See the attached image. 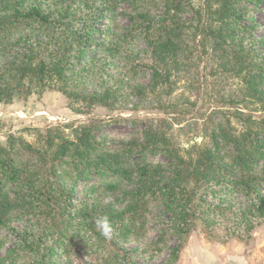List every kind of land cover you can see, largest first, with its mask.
Wrapping results in <instances>:
<instances>
[{"label":"trees","instance_id":"16d2710c","mask_svg":"<svg viewBox=\"0 0 264 264\" xmlns=\"http://www.w3.org/2000/svg\"><path fill=\"white\" fill-rule=\"evenodd\" d=\"M121 1L0 0V103L55 90L80 113L94 106L110 108L116 90L108 84L88 90L84 78L101 75L108 60L116 58L122 61V81L132 71L147 74L145 83L134 85L138 97L157 99V108L167 111L173 105L171 96L193 79V51L204 50L212 53L215 68L221 66L240 81L239 93L231 100L240 105L233 114L241 127L236 131L225 118L213 124L209 141L187 147L173 143L160 125H148L140 136L104 147L95 132L109 121L96 118L35 129L31 142L10 136L6 146L0 144V226L20 217L33 220L35 232L21 230L14 246L29 248L38 262L46 255L39 247L43 236L60 233L71 221L66 211L73 178L81 180L83 191L98 192L99 207L84 205L75 213L78 223L99 242L106 239L96 230V219H110L117 231L113 237L129 232L130 226L139 230L150 200L159 195L177 240L161 264L178 259L180 239L189 235L198 209L197 188L205 184L226 179L244 195L248 207L239 217L241 224L252 227V216L264 215V161L262 168L257 166L264 159V65L261 58L249 59L245 46L235 41V34L248 28L242 23L246 3L257 7L261 0H127L133 9L119 13H128L125 26L112 12ZM97 15H107L111 23L105 31L104 56L90 58L89 68L83 61L72 71L74 59L86 58L93 30L89 27ZM134 41L144 46L140 56L141 52H129ZM249 107V113L242 110ZM145 152L161 153L167 163L130 161L133 154ZM106 172L112 175L109 181H104ZM91 173L100 181L87 184ZM208 207L213 211L214 206ZM205 210L203 223L216 219ZM219 213L225 215V208ZM103 244L106 250L95 264L125 258V249L114 247L112 239ZM11 251L0 257V264H13Z\"/></svg>","mask_w":264,"mask_h":264},{"label":"rangeland","instance_id":"374dc122","mask_svg":"<svg viewBox=\"0 0 264 264\" xmlns=\"http://www.w3.org/2000/svg\"><path fill=\"white\" fill-rule=\"evenodd\" d=\"M129 2L123 0L113 7L112 12L114 16L118 14L116 21L120 26L127 23L128 13H119L133 9ZM246 5L242 23L248 25V28L239 31V34L237 32L235 41L245 46L249 59L252 55L261 58V65H264V0L257 7L248 2ZM97 16L89 27L93 30L90 33V44L85 51L86 58L74 59L70 65L72 71L82 67L83 61L92 57L95 61L104 56L103 43L107 35L105 31L111 23L107 15L102 18ZM128 47L131 48V55L138 52H141L138 56L142 55L144 46L140 42L134 41ZM203 51H193L191 62L194 64L195 73L191 83L188 80L186 87L179 89L169 99L173 105L179 104L177 107L166 106L167 111H163L157 108V99L141 100L134 85L145 83L147 74L132 71L122 81V61L109 59L104 71L100 70L101 75L84 79L87 87L89 86L88 90L107 84L116 90V96L109 100L110 108L94 106L88 112L80 113L73 110L65 94L55 90H45L41 95L33 93L26 98H16L10 103H0V144L6 146L12 135L31 142L35 139V129L43 131L48 126L74 121L88 122L95 118L109 121L105 127L95 132L96 139L104 147L140 136L148 125H160L173 143L184 147L194 142L209 141V131L213 124L225 118H229L238 131L241 126L236 122L233 112L240 105L231 99L239 93L240 81L231 73L223 71L221 66L215 68L212 53ZM87 65L89 68L92 63L88 61ZM242 110L249 113L251 108ZM145 160L167 163L166 157L161 153H135L130 158L131 162ZM263 161L264 159L257 162L258 168L263 167ZM111 177L106 172L104 181H109ZM73 179L75 188L69 192L72 202L68 204L70 210L66 211L71 216V221L60 233L43 236L39 241V247L45 248L44 262H38V257L29 248L14 246L21 230L31 234L35 232L33 220L27 217L16 218L0 226V257L12 250L13 264H95L96 259H101L106 250L103 243L108 240L97 241L90 231L78 223L80 219L75 213V210L84 205L89 208L99 207L101 203L96 198L98 192L83 191L81 180ZM100 179V176L91 173L87 184L99 182ZM66 186L70 188V182H66ZM260 189L264 196V181L261 182ZM197 191L194 203H197L198 209L194 222L192 221L191 230L185 240L182 242L180 239L182 247L173 264L264 263V215L252 216V227H248L247 223L241 224L238 220L241 213L246 211L248 203L244 195L237 193L232 182L226 179L220 184H205L197 188ZM208 205L214 206V209L211 208L213 211ZM224 208L225 215L219 213ZM204 210L213 213L216 219L203 223L202 219L206 217ZM169 218L161 197H153L142 228L136 230L130 226L129 232L112 238L114 247L121 251L125 249V258L118 256L110 264H161L169 255V250L177 244ZM69 235H72L71 242L68 240ZM33 236H29L28 240L34 238Z\"/></svg>","mask_w":264,"mask_h":264},{"label":"clouds","instance_id":"9594fccd","mask_svg":"<svg viewBox=\"0 0 264 264\" xmlns=\"http://www.w3.org/2000/svg\"><path fill=\"white\" fill-rule=\"evenodd\" d=\"M95 228L106 240H111L115 234V230L110 219L107 216H102L96 219Z\"/></svg>","mask_w":264,"mask_h":264},{"label":"crops","instance_id":"0c3cea01","mask_svg":"<svg viewBox=\"0 0 264 264\" xmlns=\"http://www.w3.org/2000/svg\"><path fill=\"white\" fill-rule=\"evenodd\" d=\"M236 264H237V262H236ZM262 264H264V263H262Z\"/></svg>","mask_w":264,"mask_h":264}]
</instances>
